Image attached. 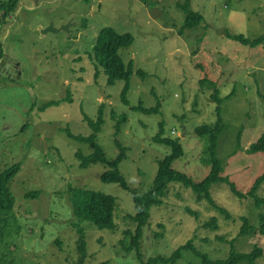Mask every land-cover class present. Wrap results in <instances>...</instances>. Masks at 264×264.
Here are the masks:
<instances>
[{"label": "rangeland", "instance_id": "374dc122", "mask_svg": "<svg viewBox=\"0 0 264 264\" xmlns=\"http://www.w3.org/2000/svg\"><path fill=\"white\" fill-rule=\"evenodd\" d=\"M186 1L204 20L196 29L181 33L185 15L180 6ZM6 23L0 33L3 58H15L22 72L19 79L14 74L9 81L0 79V172L18 163L22 166L10 184L15 206L10 231L0 242L4 264H78L79 234L72 226L70 187L117 199L114 232L81 224L87 243L83 264H143L135 250L126 253L119 244L123 231L136 228L125 219L135 214L131 194L118 184L101 181L108 167L97 163L81 169L76 153L88 156L93 149L66 132L68 128L75 136L88 137L92 129L86 117L96 121L100 106L104 123L97 142L109 160L119 155L113 114L128 118L118 136L127 148L119 170L139 194L152 187L158 161L171 152L154 141L161 123L165 136L179 139L184 148L173 169L196 183L208 175L210 167L202 163L206 142L195 129L216 123L214 88L221 98L233 94L221 105L225 129L217 155L226 162L223 175L246 194L264 173V153H247L264 132L260 97L264 96V45L250 48L225 37L227 32L249 39L264 35V0H20ZM66 25L67 31H43ZM106 27L131 33L135 39L130 48L119 51L126 65L133 62L128 104L121 99L124 82L108 86L103 67L99 65L96 77L90 58L99 32ZM68 90L71 102L42 110L48 102L64 99ZM158 101L159 113L134 110L139 103L152 108ZM238 142L239 152L230 157ZM36 191L38 197H26ZM210 192L229 217L205 200L197 202L190 189L177 183L168 186L163 205L151 209L143 229L144 261L170 257L191 239L213 261L228 258L231 240L239 253L252 251L254 245L264 252V236H238L240 217L258 225L261 210L253 199L238 198L224 183L213 185ZM258 194L264 197V186ZM213 217L217 229L204 226ZM176 264L203 261L190 251ZM256 264H264V257Z\"/></svg>", "mask_w": 264, "mask_h": 264}, {"label": "trees", "instance_id": "16d2710c", "mask_svg": "<svg viewBox=\"0 0 264 264\" xmlns=\"http://www.w3.org/2000/svg\"><path fill=\"white\" fill-rule=\"evenodd\" d=\"M88 1V0H86ZM20 0H3L0 2V32L1 29L7 24L9 18L17 11ZM185 20L181 27V33L184 30L196 29L204 20L203 16L197 12H194L189 2L182 6ZM225 37L231 39L243 46L250 48H257L264 45V35H260L257 38L249 39L242 34H230L225 33ZM134 36L131 33H119L114 28H103L95 41L92 51L89 53L90 58L93 60L96 77L100 74L99 65L103 67V72L107 77V85L113 86L118 81H123L124 86L121 92V99L124 104H128L127 95L130 91V79L133 72V62L130 61L128 65L125 64L119 51L127 49L134 43ZM3 45L0 40V58L2 57ZM139 75H143L141 71ZM204 82L206 80H203ZM67 96L60 101H50L42 107V110H46L52 106H60L63 102H71V93L68 90ZM233 95V94H232ZM232 95H227L224 98L220 97L217 88H214V93L211 95L213 102L216 104L215 113L217 116L216 123L214 125H202L195 129V134L201 140L206 142V148L204 150V157L202 163L210 167L208 175L201 182H194L188 175L178 172L173 169V163L184 156V148L181 145L179 139H173L166 137L164 134V124H160L159 133L155 136L154 141L160 145H164L170 148L171 152L163 159L158 161V170L153 181L152 187L144 194H139L137 190L131 189L119 170L120 163L125 159L127 148L121 144L118 136L121 132L123 125L127 122L126 115H120L118 118L113 114L112 119H116L114 133L115 144L119 149V155L114 160H109L104 149L97 142L98 134L101 132L103 119V106L99 108V115L96 121L90 120L88 117V124L92 129V133L88 137L75 136L67 128L66 132L68 137L88 144L93 149V153L88 156H84L82 153H76V157L80 160V168L87 169L91 164H102L108 169L101 174V181L104 183H113L120 185L124 190L128 191L133 199L134 215H125L126 221H132L136 228L134 230H125L122 235L123 238L119 241V244L126 253H130L135 250L137 258L143 264H176L183 257L185 252H192L197 257L201 258L203 264H256L258 259L264 257L263 249L257 245L253 246L252 251L248 253H239L233 248L234 240L230 241L232 249L228 258L224 260H209L208 257L198 251L194 246V240H189L186 244L177 248L170 257H154L149 258L147 261L143 260V256L140 253L141 240L144 234V228L147 226L150 220V211L153 207L163 205L164 198L168 192V186L171 183L180 184L185 189H190L195 196L197 202L203 200L207 201L211 208L218 210L220 213L229 217L227 210L219 207L210 192L213 185L218 183H224L228 185L231 192L240 199L251 198L254 201V205L258 210H261L258 214V225H252L248 218L240 217L242 226L240 227L239 237H251L254 235L264 236V197L259 196L258 192L264 186V173H262L251 186L250 190L243 194L240 192L235 183L230 180L228 176H224L225 161L218 158L217 148L219 136L225 129L224 122L222 120L221 105L227 99H230ZM264 99L263 95H260ZM161 107L160 101L157 102L155 107L144 108L142 103H139L134 108L136 111H140L144 114H156L159 113ZM240 143L229 155L235 156L240 150ZM247 153L250 155L257 153H264V132L260 138L247 149ZM21 163L10 166L4 171L0 172V242L4 239L6 232L10 231L11 214L13 213L15 206V199L10 191V184L16 178L21 170ZM69 202L72 208V215L75 222L73 227L79 234L77 240V249L80 255L78 264H83L87 257V243L84 235V229L81 226L82 223L88 222L93 224L99 230H108L114 232L116 225L114 222V213L117 207V199L111 195L96 192L85 188H72L70 187ZM39 192H32L26 194L27 198L38 197ZM189 213L197 216V213L188 210ZM130 219V220H129ZM162 227V225H159ZM204 226L212 229H217V219L211 218L209 222ZM158 236V235H156ZM60 244L59 242H57ZM6 262V257L0 259V264ZM106 263V262H105ZM104 263V264H105ZM9 264H14L10 262Z\"/></svg>", "mask_w": 264, "mask_h": 264}, {"label": "flooded vegetation", "instance_id": "af4514ba", "mask_svg": "<svg viewBox=\"0 0 264 264\" xmlns=\"http://www.w3.org/2000/svg\"><path fill=\"white\" fill-rule=\"evenodd\" d=\"M3 54L4 51L2 52V57L0 58V79L9 81L11 74L17 75L16 79H19V75L22 72L20 67L21 63H19V61H16V59L13 57H9L6 59V55H4L3 58ZM13 80H11L12 83H14Z\"/></svg>", "mask_w": 264, "mask_h": 264}, {"label": "water", "instance_id": "95a60500", "mask_svg": "<svg viewBox=\"0 0 264 264\" xmlns=\"http://www.w3.org/2000/svg\"><path fill=\"white\" fill-rule=\"evenodd\" d=\"M69 29V26L66 25V26H63L61 28H53L52 26L46 28L45 30H43L44 32H48V31H53V32H60V31H67ZM70 32V31H69Z\"/></svg>", "mask_w": 264, "mask_h": 264}, {"label": "clouds", "instance_id": "9594fccd", "mask_svg": "<svg viewBox=\"0 0 264 264\" xmlns=\"http://www.w3.org/2000/svg\"><path fill=\"white\" fill-rule=\"evenodd\" d=\"M6 25H7V24H6ZM6 25H5V26H6ZM5 26H4V27H5ZM0 33H1V32H0ZM0 40H1V39H0ZM1 42H2V41H1Z\"/></svg>", "mask_w": 264, "mask_h": 264}]
</instances>
